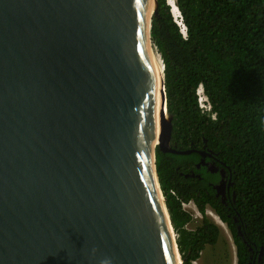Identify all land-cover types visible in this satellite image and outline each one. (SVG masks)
<instances>
[{
  "label": "water",
  "instance_id": "water-1",
  "mask_svg": "<svg viewBox=\"0 0 264 264\" xmlns=\"http://www.w3.org/2000/svg\"><path fill=\"white\" fill-rule=\"evenodd\" d=\"M150 1L0 0V264H183Z\"/></svg>",
  "mask_w": 264,
  "mask_h": 264
},
{
  "label": "trees",
  "instance_id": "trees-1",
  "mask_svg": "<svg viewBox=\"0 0 264 264\" xmlns=\"http://www.w3.org/2000/svg\"><path fill=\"white\" fill-rule=\"evenodd\" d=\"M157 2L151 37L164 63L171 145L193 151L156 153L183 264L197 262L220 239L206 216L210 208L232 234L237 264H264V0H175L185 37L167 0ZM200 87L211 112L200 106ZM202 160L218 172L198 168ZM222 170L234 184L229 205L214 189ZM190 201L203 216L191 229L193 217L182 207Z\"/></svg>",
  "mask_w": 264,
  "mask_h": 264
},
{
  "label": "rangeland",
  "instance_id": "rangeland-1",
  "mask_svg": "<svg viewBox=\"0 0 264 264\" xmlns=\"http://www.w3.org/2000/svg\"><path fill=\"white\" fill-rule=\"evenodd\" d=\"M154 50L159 55L155 47ZM206 216L220 228L221 235L217 244L208 246L202 252L201 258L194 264H237L236 246L228 227L211 209L207 210ZM201 222V216H194L193 222L188 225V228H195Z\"/></svg>",
  "mask_w": 264,
  "mask_h": 264
},
{
  "label": "bare ground",
  "instance_id": "bare-ground-1",
  "mask_svg": "<svg viewBox=\"0 0 264 264\" xmlns=\"http://www.w3.org/2000/svg\"><path fill=\"white\" fill-rule=\"evenodd\" d=\"M169 4L173 7L172 11L174 13V15L177 16V8H175L174 6V0H168ZM153 6H154V3H153V0L150 1V15L152 13V10H153ZM179 21H181L179 19ZM150 53H151V58H152V62H153V65L158 73V76L160 77V80L163 82V63L161 61V58L159 57V55L155 52V50L153 49V47L151 46L150 47ZM161 106H159L158 108V118H157V122H156V128H155V131H154V146H157L159 141H160V138H161V134H160V128L162 127V125L167 121V111H166V100H165V94L164 92L162 91V94H161ZM162 200V205L164 203V200L163 198H161ZM165 214H166V219L169 220V217L167 215V211H165ZM170 232H171V235H172V238L175 239V234H173L172 232V229L170 228ZM178 261H179V264H181L180 260H179V257H178Z\"/></svg>",
  "mask_w": 264,
  "mask_h": 264
},
{
  "label": "flooded vegetation",
  "instance_id": "flooded-vegetation-1",
  "mask_svg": "<svg viewBox=\"0 0 264 264\" xmlns=\"http://www.w3.org/2000/svg\"><path fill=\"white\" fill-rule=\"evenodd\" d=\"M199 165H202L203 167L204 166H208L209 167V170H210V165L211 163H206V165H204L203 163L199 164ZM224 176L221 175L222 177L219 179V181L214 184V189L217 190V196H219L222 200V202L226 205H229L231 204L230 201L234 200L235 197H236V194L235 192H232V187H233V182H232V179L231 177L226 174V172H224ZM216 186H220V190L219 189H216ZM194 202V201H193ZM216 215V211L212 208H210Z\"/></svg>",
  "mask_w": 264,
  "mask_h": 264
},
{
  "label": "clouds",
  "instance_id": "clouds-1",
  "mask_svg": "<svg viewBox=\"0 0 264 264\" xmlns=\"http://www.w3.org/2000/svg\"><path fill=\"white\" fill-rule=\"evenodd\" d=\"M167 3H168V5L171 7V13H172V16H173V18H174V21L177 23V25L180 27V30H181V33L183 34V36L185 37L186 35H187V30H186V32H184L182 29H183V25H184V23H183V18H182V15H181V12L177 9V16L176 15H174V13H173V11H172V9H173V7L169 4V2H168V0H167ZM177 5V4H176ZM179 19L181 20V21H179ZM184 27H185V25H184ZM186 28V27H185ZM160 58H161V56H160ZM161 61H162V63H163V60H162V58H161ZM164 64V63H163ZM198 95H199V101H200V106H201V108L203 109V107H202V105H201V99L200 98H202V97H204L205 96V94H204V91H203V87H200L199 89H198ZM206 97V96H205ZM206 99H207V97H206ZM204 103H206V106H210L211 107V105H210V103L208 102V100H205V101H203ZM204 110V109H203ZM204 111H206V112H211V110L210 111H207V110H204ZM214 115H212V117H213ZM214 118V117H213ZM195 203V202H194ZM198 208V207H197ZM201 214V213H200ZM218 216V215H217ZM201 217L203 218V216H202V214H201ZM222 222V221H221ZM223 223V222H222ZM225 224V223H224ZM226 226H227V224H225ZM228 227V226H227ZM229 229V228H228ZM230 231V230H229ZM231 233V232H230ZM232 235V234H231ZM236 254H237V250H236ZM101 264H111V261L109 260V259H104V260H102L101 261Z\"/></svg>",
  "mask_w": 264,
  "mask_h": 264
},
{
  "label": "built area",
  "instance_id": "built-area-1",
  "mask_svg": "<svg viewBox=\"0 0 264 264\" xmlns=\"http://www.w3.org/2000/svg\"><path fill=\"white\" fill-rule=\"evenodd\" d=\"M184 32H186V28L184 27L183 25V29H182ZM201 99V105L203 107L204 110H207V111H210L211 110V107L210 106H206V103H204L203 101L207 100L206 97H202L200 98ZM215 117V115L213 116ZM182 207H183V210L188 212L192 217L194 216H201L198 208H197V205L193 202V201H190V202H182Z\"/></svg>",
  "mask_w": 264,
  "mask_h": 264
}]
</instances>
